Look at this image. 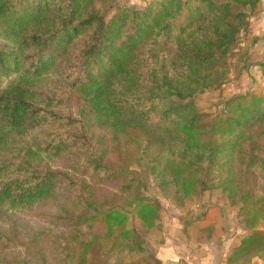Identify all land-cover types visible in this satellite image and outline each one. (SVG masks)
Wrapping results in <instances>:
<instances>
[{
  "label": "trees",
  "instance_id": "trees-1",
  "mask_svg": "<svg viewBox=\"0 0 264 264\" xmlns=\"http://www.w3.org/2000/svg\"><path fill=\"white\" fill-rule=\"evenodd\" d=\"M115 3L0 0V264H120L143 252L129 217L153 228L161 204L141 194L134 157L179 199L215 188L239 204L248 234L224 264L264 259V95L236 93L213 116L194 102L223 85L261 0ZM96 186L123 201L97 200ZM53 204L66 235L51 249L4 227L9 214Z\"/></svg>",
  "mask_w": 264,
  "mask_h": 264
},
{
  "label": "rangeland",
  "instance_id": "rangeland-1",
  "mask_svg": "<svg viewBox=\"0 0 264 264\" xmlns=\"http://www.w3.org/2000/svg\"><path fill=\"white\" fill-rule=\"evenodd\" d=\"M151 0H116L115 6L133 5L143 7ZM264 9V8H263ZM261 3L259 6L249 11V27L246 31L239 35V45L233 57L228 59V74L224 83L219 88L206 89L197 92L194 95V102L197 107L210 116L215 115L221 108L224 100L228 99L236 93L251 92L256 95H264V19H261ZM251 20V21H250ZM100 133H103L100 131ZM107 140L110 136L103 133ZM120 146L127 154L136 152V146H124L120 141ZM130 170L140 175L145 186L140 188L141 194L154 197L161 204L160 218L156 226L146 229L134 218L129 217L128 227L134 228L143 238L144 251L141 253H131L124 255L120 264H141L138 262L141 258H145L148 264H159L155 259V253L159 247L170 246V253L173 249L178 255H190L195 248H201L199 241H194L188 232H191L193 225L200 222L212 223L218 225V229L207 226V231H203L201 238L207 237V244H215L219 228L223 229V233H229V229L242 228L246 232L242 237L248 234V230L242 225L239 218V204L232 205L229 203L226 195L219 189H208L193 195L190 198L179 199L173 193L171 185H161L145 168L142 161L137 158H131ZM61 162L52 163V167L58 168ZM249 183L255 181L260 184V180L251 171L248 175ZM95 198L102 201L104 198L109 200L108 204H118L123 201V196L115 191L114 186H96L94 189ZM116 193L115 198L110 197ZM56 205L34 206L31 209H23L18 212L9 214V222L4 226L5 229L15 232L19 243L27 244L29 240L42 241L44 247L51 249L53 236L60 233L61 229L55 228L51 222L52 217L56 213ZM222 223L224 226H221ZM193 232V231H192ZM198 234V231H196ZM41 233V236L37 235ZM191 235V233H190ZM188 236V237H187ZM241 237V238H242ZM188 238V239H187ZM185 239L186 243H185ZM198 240V239H197ZM240 241V240H239ZM197 242V243H196ZM176 247V248H175ZM14 251L19 253L20 257L29 259L24 253L22 247L15 248ZM162 254L163 252L160 251ZM166 255V254H164ZM47 262H51L54 254L52 251L44 256ZM255 259V258H253ZM252 259V260H253ZM259 259V258H256ZM251 260V261H252ZM264 261V259H260ZM41 262H35L40 264Z\"/></svg>",
  "mask_w": 264,
  "mask_h": 264
},
{
  "label": "crops",
  "instance_id": "crops-1",
  "mask_svg": "<svg viewBox=\"0 0 264 264\" xmlns=\"http://www.w3.org/2000/svg\"><path fill=\"white\" fill-rule=\"evenodd\" d=\"M261 8H264V0H261ZM260 16L261 19H264V9L262 10ZM207 226L214 227L215 230L218 229V225L200 222L198 223V225L194 224L193 227H191V232H188L189 236H192L194 241H199V243H202L204 241L203 244H201V248H195L192 254L185 257L183 256V253L181 255H178L177 253H175L177 251H173V249L171 251L172 254H169L171 250L169 245H167L168 247H159V249L155 253V259L157 260V262H159V264H224V259L229 249L239 243V240L242 237L240 233L244 235L246 231L239 227L237 229H234L232 227L231 229H229V233L227 232L226 234H224L222 232L223 229L219 228L217 236H215V244L212 245V243L207 244V241L209 240L207 237L201 238L200 233H203V231H207ZM221 226H224V224L222 223ZM196 231H198V234ZM187 239H185V243ZM160 251L163 253L161 254ZM167 252L169 253L167 254ZM251 264H264V261L255 258L251 261Z\"/></svg>",
  "mask_w": 264,
  "mask_h": 264
}]
</instances>
